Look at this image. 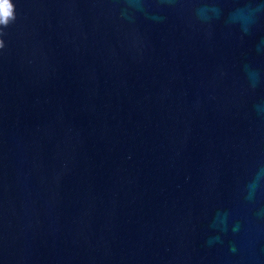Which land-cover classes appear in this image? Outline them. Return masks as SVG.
Wrapping results in <instances>:
<instances>
[{
  "label": "water",
  "instance_id": "water-1",
  "mask_svg": "<svg viewBox=\"0 0 264 264\" xmlns=\"http://www.w3.org/2000/svg\"><path fill=\"white\" fill-rule=\"evenodd\" d=\"M0 45V264H264V0H0Z\"/></svg>",
  "mask_w": 264,
  "mask_h": 264
},
{
  "label": "snow or ice",
  "instance_id": "snow-or-ice-1",
  "mask_svg": "<svg viewBox=\"0 0 264 264\" xmlns=\"http://www.w3.org/2000/svg\"><path fill=\"white\" fill-rule=\"evenodd\" d=\"M245 7H250V4H245L244 5ZM9 13H5V15H8ZM0 46H2V45H0Z\"/></svg>",
  "mask_w": 264,
  "mask_h": 264
}]
</instances>
